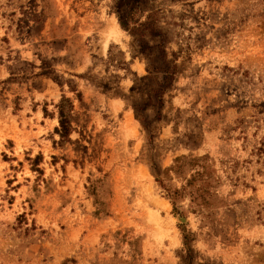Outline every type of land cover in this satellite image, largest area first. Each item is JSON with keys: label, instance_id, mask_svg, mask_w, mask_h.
Wrapping results in <instances>:
<instances>
[{"label": "rangeland", "instance_id": "rangeland-1", "mask_svg": "<svg viewBox=\"0 0 264 264\" xmlns=\"http://www.w3.org/2000/svg\"><path fill=\"white\" fill-rule=\"evenodd\" d=\"M130 1L181 65L148 128L116 0H0V264H264V0Z\"/></svg>", "mask_w": 264, "mask_h": 264}, {"label": "trees", "instance_id": "trees-1", "mask_svg": "<svg viewBox=\"0 0 264 264\" xmlns=\"http://www.w3.org/2000/svg\"><path fill=\"white\" fill-rule=\"evenodd\" d=\"M116 5L119 13V20L121 26L128 31L132 36L135 44L138 46L139 52L145 55L149 60L148 71L149 75L137 79L135 85L132 87L131 98L129 104L132 106L136 118L146 128L150 126L145 112L148 107L161 109L164 105V94L171 89L176 80V76L180 71L181 65L176 63L177 58L168 59L165 50V43L167 42L165 35L157 36L158 43L155 47H149L147 38L151 40L156 38L152 36L155 29L153 27L152 13H149L146 21H137L134 17L136 11L135 5H131L130 0H116ZM161 34V32H160ZM154 40V39H153ZM177 57V54H173ZM156 79L157 87L154 89H147L145 95H141V90L151 87V83ZM161 78L160 80L158 78ZM135 93H139L138 97H134ZM72 103L69 98L63 97L58 108L60 117V128L56 129L61 135H65L69 131V119L71 118L70 109ZM159 111V110H158ZM159 114V113H158ZM186 245L188 244V237H184ZM188 255L184 259H191L192 248L187 245Z\"/></svg>", "mask_w": 264, "mask_h": 264}, {"label": "bare ground", "instance_id": "bare-ground-1", "mask_svg": "<svg viewBox=\"0 0 264 264\" xmlns=\"http://www.w3.org/2000/svg\"><path fill=\"white\" fill-rule=\"evenodd\" d=\"M118 29V28H117Z\"/></svg>", "mask_w": 264, "mask_h": 264}]
</instances>
